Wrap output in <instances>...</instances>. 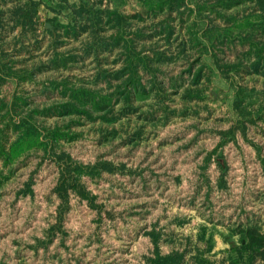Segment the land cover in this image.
<instances>
[{
	"label": "rangeland",
	"instance_id": "obj_1",
	"mask_svg": "<svg viewBox=\"0 0 264 264\" xmlns=\"http://www.w3.org/2000/svg\"><path fill=\"white\" fill-rule=\"evenodd\" d=\"M32 1L21 25L22 1L0 0V264H233L248 228L264 243V66H251L246 25L260 9L34 0L35 20ZM140 7L117 26L146 57L130 77L125 44L101 48L105 17ZM48 17L99 33L55 39ZM3 143L24 147L8 157Z\"/></svg>",
	"mask_w": 264,
	"mask_h": 264
},
{
	"label": "trees",
	"instance_id": "obj_2",
	"mask_svg": "<svg viewBox=\"0 0 264 264\" xmlns=\"http://www.w3.org/2000/svg\"><path fill=\"white\" fill-rule=\"evenodd\" d=\"M184 0H160L158 3L159 6H154L153 3L151 4V6H149L151 8V10H149L150 12L154 10L155 7L158 8H163L165 6H168L170 8H173L175 4H182ZM254 3V7L256 8V6L260 9V10H256L253 14L252 17L250 18V20L247 21V27L251 29V36H250V41L253 44L252 48L253 51L250 50L249 54L253 53L255 54V60L253 61V63L251 64V66L255 69V70H259L261 68V66H264V40L262 42L259 41H255L253 40V34H255V32H259L260 35L263 37L264 39V0H250ZM148 3V1H147ZM218 5H223L225 8H228L229 6L236 4L237 1L235 2L234 0H218ZM28 4L27 3H23L20 2V5L17 6L14 10L15 14H14V19L16 21V23H20L21 25H23L24 23H26L29 19H32V17H30L27 20H24L22 23V19L24 16H28L29 13L27 10H23V7L26 6ZM31 4L33 5L34 8V13L36 15V17L33 19H41V15L37 12L36 10V5L37 3L33 0L31 2ZM6 10L4 8H0V35H1V31L2 28L5 27V14H6ZM97 18L96 20H100L101 16L100 14H102V10L98 9L96 11H94ZM37 13V14H36ZM107 14H110L113 16V19L116 21L117 24H122L127 18H125L126 16H122L121 14H119L117 12V10H112V12H108ZM131 17V16H129ZM47 22H50L53 26V28H50L49 30L53 33L55 31V29L60 25L59 23H57L55 21L54 18L47 20ZM126 46L128 45V40L126 43ZM128 55L126 56V66L125 68H123V73L125 72L126 69H129L130 72V77H135L136 76V68H135V64H137L138 62L142 61L143 63H147L146 62V57L144 56H140V54L138 52H135L134 50H132L131 48H128ZM2 56L1 54V50H0V57ZM64 60V59H63ZM146 66V65H145ZM264 72V71H263ZM196 80L198 81L200 78V73L198 72L196 74ZM128 80V79H127ZM3 81V78L1 76L0 73V82ZM129 83V82H128ZM103 102H100V105ZM96 104V103H95ZM23 144L18 145V147H13V150H9V148L7 149L3 143V145L1 146V149H7V155L8 157L11 156V154L9 153V151L12 153L14 151V155H16L17 153H19L21 150L23 149ZM257 228L256 227H250L247 229L246 234V238H247V242L243 243L242 247H239V252L241 253V257L243 256V252H241L244 248L248 249L250 252L248 254V259L249 261H252L255 257H256V253H260L261 257L264 258V250H262V248L264 247V243L262 238L257 234ZM240 256L233 258L232 259V263L233 264H240ZM180 258H178L175 255H167V256H159L156 258V262L157 264H179V260ZM198 264H205V260H199ZM246 264V263H243Z\"/></svg>",
	"mask_w": 264,
	"mask_h": 264
},
{
	"label": "crops",
	"instance_id": "obj_3",
	"mask_svg": "<svg viewBox=\"0 0 264 264\" xmlns=\"http://www.w3.org/2000/svg\"><path fill=\"white\" fill-rule=\"evenodd\" d=\"M22 2L24 1V0H21ZM83 9V6L81 7L80 6V8L77 10V8H74L73 7V11L74 12H76V14H83L84 16L85 15H87V14H90V13H88V12H86V11H84V10H82ZM57 10L59 11H62V9H61V7L59 6V7H57ZM146 11H148V10H145V8H142V7H140L138 10H136L135 12H133V14L131 15V14H126V13H124V12H121L120 10H117V12L119 13V14H121L122 16H126L125 18H127V15H129V16H131L132 18H135V19H144V17L142 16V14L141 13H147ZM108 12H112V10L111 11H108ZM107 12V13H108ZM106 13V17H105V23L106 24H108L107 26H109V27H111L112 29H114L113 30V32L111 33V35H112V37H111V39L110 40H108V41H106V42H104V44H102V46H101V48L102 49H104V50H110V51H113V49H116V46H121V44L122 45H124L125 44V47H126V49L125 50H128V48H130V44H128L129 46H126V43H127V40H126V38H124V36L122 35V33H120V30L119 29H117V26L119 25V24H117L116 23V21L113 19V16L112 15H110V14H107ZM143 13V14H144ZM39 14L41 15V13L39 12ZM86 17V16H85ZM41 18H44V16H42L41 15ZM52 18H54V17H48V18H45V23L47 24V26L49 27V29L50 28H53L52 26V24L50 23V22H47V20H49V19H52ZM87 19H89L90 20V18H88V17H86ZM55 19V21L57 22V23H59L60 25L55 29V31L52 33V32H50L51 33V35H52V37H54L55 39L57 38V36H58V33H60V30H58V29H60V28H64V30H62V32L65 34V35H69V36H73V37H77L81 32H86V33H88V34H94V32H95V35H96V33H99V29L100 28H98V26H94V27H89V26H83V28H81V30H84V31H80V29L78 28V26L77 25H75V26H69L68 24H64V23H61V22H59L58 20H57V18H54ZM73 20H77L75 17H73ZM117 32H116V31ZM138 33V32H137ZM137 33H135L134 35H137ZM134 35H133V37H134ZM135 38V37H134ZM66 59V58H65ZM63 60V59H62ZM124 61H125V66H126V59H124ZM144 64V63H143Z\"/></svg>",
	"mask_w": 264,
	"mask_h": 264
}]
</instances>
